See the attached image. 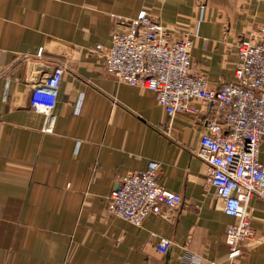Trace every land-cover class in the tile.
Returning a JSON list of instances; mask_svg holds the SVG:
<instances>
[{"label": "crops", "instance_id": "obj_1", "mask_svg": "<svg viewBox=\"0 0 264 264\" xmlns=\"http://www.w3.org/2000/svg\"><path fill=\"white\" fill-rule=\"evenodd\" d=\"M141 12L192 34L193 67L211 89L235 80L237 42L264 26V0H0V264H188L190 255L264 264V200L250 203L255 239L229 261L234 219L204 192L208 165L196 151L209 106L169 118L152 90L118 82L93 51ZM41 48L68 79L50 133L23 82ZM150 162L182 204L141 226L108 213L120 178ZM162 238L171 241L165 253Z\"/></svg>", "mask_w": 264, "mask_h": 264}, {"label": "built area", "instance_id": "obj_2", "mask_svg": "<svg viewBox=\"0 0 264 264\" xmlns=\"http://www.w3.org/2000/svg\"><path fill=\"white\" fill-rule=\"evenodd\" d=\"M111 34V45H97L106 71L118 82L152 90L169 118L195 114V103L209 106L200 148L196 156L208 165L204 192L224 202V212L234 221L228 225L225 243L233 261L255 239L250 203L264 200V163L260 161L264 137V26L237 42L235 80L211 89L192 64L194 39L188 30L178 36L162 22L141 12ZM37 59L26 62L23 82L31 88L29 104L44 116L42 131L53 132L59 92L68 85L63 65ZM161 164L150 162L146 170L124 174L109 198L108 213L141 226L151 214L164 215L183 202L159 180ZM171 241L162 238L158 250L165 253ZM188 264H200L193 255Z\"/></svg>", "mask_w": 264, "mask_h": 264}]
</instances>
